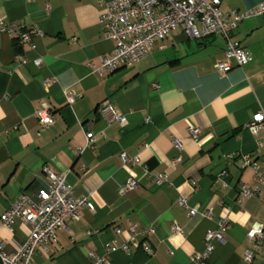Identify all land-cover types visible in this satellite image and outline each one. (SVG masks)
I'll return each instance as SVG.
<instances>
[{
  "label": "crops",
  "instance_id": "0c3cea01",
  "mask_svg": "<svg viewBox=\"0 0 264 264\" xmlns=\"http://www.w3.org/2000/svg\"><path fill=\"white\" fill-rule=\"evenodd\" d=\"M112 1L0 0V23L32 36L27 47L15 46L0 29V217L21 195L34 198L50 170L65 178L75 197H89L94 212L67 221L32 264H91L90 252L103 255L106 246L129 238V224L137 226L140 245L111 254V264H193L206 233L223 220L229 229L207 264H246V250L258 264L260 251L246 232L264 225V184L259 196L240 204L237 190L257 186L244 158L264 176V130L253 135L247 128L254 115L264 114V15L242 21L231 34L251 58L243 67L232 62L226 75L213 69L224 59L223 37L189 38L180 29L140 63L103 75L100 59L114 46L98 17L102 4ZM260 5L264 0H220L219 10L242 14ZM67 92L76 96L72 105ZM40 101L55 112V123L42 132L33 115ZM105 102L126 126L98 114ZM190 129L200 131L197 138ZM157 174L167 178L160 187ZM131 178L137 188L120 196L119 186ZM190 209L197 213L189 216ZM173 226L181 232L172 233ZM147 230L153 233L143 238ZM29 232L18 220L11 230L0 224L4 252L18 251Z\"/></svg>",
  "mask_w": 264,
  "mask_h": 264
},
{
  "label": "built area",
  "instance_id": "2783aa9c",
  "mask_svg": "<svg viewBox=\"0 0 264 264\" xmlns=\"http://www.w3.org/2000/svg\"><path fill=\"white\" fill-rule=\"evenodd\" d=\"M220 0H114L102 4V10L98 21L103 29L107 40L112 42L113 52L100 59L99 73L110 75L123 67H130L140 63L153 50L156 43L168 39L177 30H183L189 38H200L201 36L219 35L225 40L224 59L217 62L213 69L217 74L226 75L233 68V63L237 67L245 66L251 58L250 53L241 48L239 43L232 40V33L242 21L256 16L264 15V5L239 14L235 11L223 14L219 10ZM48 8V6H47ZM2 32L11 35L16 39L21 47H27L32 36L21 32L15 26L6 27L0 23ZM41 60L33 61L38 67ZM46 85L52 80H46ZM76 96L72 92L66 93V102L72 105ZM98 114L106 118L109 123H117L121 127L126 126V119L108 102L103 103ZM34 117L40 127L41 132L51 127L55 123V112L52 106L46 101H40L34 110ZM146 123H149L146 120ZM248 130L256 135L264 130V114L259 113L252 117ZM193 138L200 134L198 129H190ZM86 144L88 148L92 144L93 134H86ZM180 148L179 141H175ZM264 147V145H260ZM120 158L123 163L129 161L122 153ZM138 164L139 160H131ZM180 162L177 159L174 165ZM244 166L253 171L256 187L248 189L239 186L237 190V203L251 197L259 196L260 185L264 184V176L259 173V168L255 163L244 158ZM47 173V184L37 195L32 198L25 194L0 217V224L11 230L16 220L26 224L30 228L29 236L25 244L13 254H6L4 247L0 245V264H32V257L40 250H47V246L56 242V232L65 228L66 222L79 221L83 211L94 212V206L89 197H75L71 187L66 183L65 178L56 175L50 170ZM146 171V170H145ZM167 182L163 174L155 176L154 183L160 187ZM137 188V180L129 179L119 186L118 194L125 195ZM178 204L186 207L185 200L180 198ZM197 213L196 209L189 210V216ZM209 213L206 215L208 216ZM229 229L227 220H223L216 230H210L204 238V251L197 255L193 264H207V260L214 249V244L223 242ZM137 226L128 225L129 238L118 245L106 246L103 255L89 253L88 258L91 264H111L109 256L115 252H127L130 247H139L137 239ZM172 233H180L181 228L173 226ZM152 230L143 232V238L152 234ZM117 236L121 235V230L115 231ZM246 239L253 245L254 250L260 251V261L264 264V225L253 224L246 232ZM145 253L151 254L149 246L141 248ZM255 252L246 250L244 252V262L255 264Z\"/></svg>",
  "mask_w": 264,
  "mask_h": 264
},
{
  "label": "trees",
  "instance_id": "16d2710c",
  "mask_svg": "<svg viewBox=\"0 0 264 264\" xmlns=\"http://www.w3.org/2000/svg\"><path fill=\"white\" fill-rule=\"evenodd\" d=\"M13 42H14L15 46H17V44H18L17 40L13 39Z\"/></svg>",
  "mask_w": 264,
  "mask_h": 264
}]
</instances>
